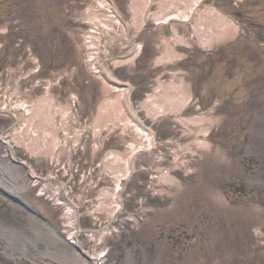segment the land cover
<instances>
[{
    "label": "rangeland",
    "instance_id": "rangeland-1",
    "mask_svg": "<svg viewBox=\"0 0 264 264\" xmlns=\"http://www.w3.org/2000/svg\"><path fill=\"white\" fill-rule=\"evenodd\" d=\"M104 1L115 5L108 11L121 20H109L110 30L91 18L96 11L107 13ZM128 1L0 0L1 111L16 109L18 129L28 117L22 119L23 109L29 115V103L47 90L58 130L51 155L27 149L37 144L38 134L18 129L8 143L34 173L65 187L80 209L77 238L89 257L107 252L102 264H264V0H207L209 10L216 7L240 23L239 31H229L232 38L212 41L208 51L193 36L189 40L190 27L173 30V23L182 24L177 18L153 19L189 10L192 19L201 0L189 6V0H173L176 10L183 8L180 14L175 8L165 11L172 0H134L130 7ZM134 11H142L141 19L136 28L126 27ZM93 34L100 35V51L89 59L85 45ZM141 44L136 61L118 64ZM177 55L178 60L170 58ZM98 64L105 75L90 69ZM100 76L117 88L131 85L132 105L126 107L152 131L148 150L142 133L128 124L113 127L112 117L103 119L96 111L103 98L117 99L119 93L107 91ZM156 79L167 88L157 90ZM169 85L191 90L188 107L166 114L178 104L161 100L163 111L151 117L159 108L151 97H161ZM196 117V124L185 122ZM9 125L0 115V138ZM27 130L41 129L32 120ZM202 139L208 147L195 146ZM135 146L142 150L129 161L127 182L119 171ZM3 148L0 141V263L94 264L71 247L65 208L41 195V185L14 166ZM166 172L173 184L162 182ZM119 186L121 203L111 217L117 207L111 192ZM45 187L47 194L56 190L52 181ZM2 191L24 202L15 203Z\"/></svg>",
    "mask_w": 264,
    "mask_h": 264
},
{
    "label": "bare ground",
    "instance_id": "bare-ground-1",
    "mask_svg": "<svg viewBox=\"0 0 264 264\" xmlns=\"http://www.w3.org/2000/svg\"><path fill=\"white\" fill-rule=\"evenodd\" d=\"M191 1H193V0H189L188 6H189V3ZM198 1H200V0H198ZM104 3L106 4V12L107 13L103 14L100 11H96V12H93L94 15H92L91 18H93V20L95 22L97 21V24L99 25L100 28L110 30L112 28V25L109 23V20H115V19L117 20L118 19L117 21H120V22H121V20H120V16L118 14H114V13L111 14L108 11V6L111 7V6H115V5H110V4L108 5V3L105 1H104ZM175 3H176V1H173V0H172V2H169V6L166 5L165 11H168L169 9H172V8H175V10H176L177 5H174ZM128 4H129V7H130V5L135 6L134 5L135 1L129 0ZM145 6L146 5H144L143 9L145 8ZM178 8H179V10H176V12H178L180 14V12L183 8L182 7H178ZM204 11L207 12L206 16H202V12H204ZM188 12L187 11L181 12L182 16L184 15L183 17L179 16L178 14L171 13V12L168 14H165L164 12H162L161 14H158L156 17L153 16V19H154V22L157 23V22H164V21H166L172 17L177 18V20H179L182 24L173 23L171 25V26H173V30L176 31L177 25L179 27H182V28H189L190 27L191 28V34H190L191 36H190L189 40L193 36L194 38L197 39L196 45H198L199 48L206 50V51L211 50L213 48V42L212 41H214V40L215 41L216 40L221 41L220 39L226 40V39L232 38L231 32L229 33L230 30L239 31V28H240L239 24L240 23H237L233 18L227 16L222 10H219L216 7L212 6V7H210V10H209V5H207L206 1L203 2L201 4V6L197 9V11L195 12V15L192 17V19L189 18L190 15L187 17ZM141 14H142V11H141L140 15H138V14L136 15L135 11L132 12V15L130 16L129 19H131L133 21L126 19V23H125L126 27L129 26V28H132V27L136 28L133 25L135 24V22L139 21V18L141 19ZM149 15H150V17L152 16V14L150 12H149ZM204 17H206L205 20H203ZM160 18H163V19H160ZM90 36L91 37L87 40L85 46H86V49L89 50L88 52L90 55L88 56V58L93 59L95 57V55L98 56L99 51H100V48H99L100 46L98 45V42L100 43V35L97 36V34H93ZM92 36H95V38H93ZM25 37H26V31H24L23 38H20V39L25 40ZM185 42H188V41L186 40ZM128 44H129L128 45V48H129L128 53H129L131 51V49H130L131 43L128 42ZM25 45H26V43H25ZM186 45H189V44L186 43ZM28 47H29V45H28ZM142 49L143 48H142V44H141V46H139V50L131 58H129L127 60L123 59V55L120 56L118 59L120 62L118 64L122 65L123 63H125V64L126 63H133L134 61H136L138 59V57H140ZM178 56L179 55L175 56L176 59H175V57H172V56H170V58L172 60H178L179 59ZM161 61H163V60H161ZM93 66L92 65L90 66V69L92 71H94L98 75H100L101 72L105 75V73L103 72L104 70L101 69L99 64H98V67L95 66L93 68ZM99 72H100V74H99ZM100 77L102 78V76H100ZM102 79L104 80L103 81L104 88H106L107 91H114V89H119V93H118L117 99L103 98L101 100V104H99V106L96 108V111L98 112V114H99V112H101L102 115L100 117L101 118L103 117V119L105 118L104 115H109L110 117H112V118L108 117V119H109L110 123L115 122L113 127H118L117 125H119V124H128V126H130V128L134 132L139 133V134L142 133L144 135V137H146V139H147V145H146L145 150H148L149 147L152 146V143H153V140H151V139H153V136H152L153 133H151L152 131L149 130L144 125L143 122H140L138 117H135L134 112L129 107H128L129 111H127V109H126V106L131 104L129 100L125 101V99H127L126 97L129 96V94H130L131 85H129V84L127 85V83H124L123 87L120 86V88H117V86L114 85L115 83H113V84L111 83L113 81L108 82L106 80L107 77H106V79L105 78H102ZM155 82L159 86V87H157V90H160L161 87L167 88V84H164V82H162L160 79H156ZM169 87H171V88L168 89V91L165 88L166 93H163L161 97H151V98H154L153 100L159 104V106H158L159 110L156 113H153L152 117H155V118L159 117L160 116L159 113H161V111H163V109L160 108L161 107L160 105L162 103L161 104L159 103V101H161V100L173 101L174 103L178 104L177 108H174L173 106L170 107L171 110H168V108H166L164 111L166 114L168 113V114L174 115V110H176L175 113H176V115H178L179 111L188 107L187 104H185V102H187L189 100V94H191V90H189V92L188 91L185 92V90H187V89H185L181 85H179V86L178 85H173V86L169 85ZM136 89H132V90L134 91ZM157 90L154 93V94H156V96L158 95ZM48 94H49V91L46 90V93L44 94V96H42V98L38 99L37 101H33V102L31 101V103H29L31 105V109L28 110L29 115H25L27 109H23L24 115L22 116V119H25L27 116L28 117L26 120L21 119L22 121H25V123H22V126L18 128L20 132L15 127L17 122H18L16 109H15V112L11 113L10 111L1 112V110H4V109L0 108V115H2V116L4 115L9 119L10 126L12 125L11 126V134L14 133L13 135H16L17 132H19L21 134L22 133H30L33 136L38 134L39 137L37 136L36 138H34V139H36L35 141H37V144L34 142H31L29 148H27L28 150H30V149H31L30 151L36 150L37 153H42V154L46 153L47 155L48 154L51 155L53 150H55L57 147V137L56 136H57L58 130L56 128L54 118H52L55 115V113H53L52 111L55 109H53L51 106L52 100L50 99ZM148 98H147V100H148ZM143 100L145 102L147 101L144 98H143ZM18 103H19L18 101H15V104H18ZM122 103L124 104L123 105L124 107H122V105H121ZM30 111H31V113H30ZM169 111L170 112L173 111V113L172 112L169 113ZM39 115H41V118H36V116H39ZM49 117H51V118H49ZM113 117H115V118H113ZM32 120H34L36 128L41 129V130H39V132L34 130L35 132L32 133V132H29L30 130H27V128L29 127ZM176 120H179V122H180L183 119L182 118H176ZM186 121L191 122L193 124H196L199 122L197 117H196V119H192V118L189 120L185 119V122ZM100 122L105 123L103 121H100ZM8 129L9 128H7L6 130L3 131V136H5L7 134V131H9ZM43 135H45V136L43 137ZM14 139H15V137H13L11 139L9 138V140H14ZM38 143H40V144H38ZM194 143H195V146L198 148L208 147V145L204 141V139H202L201 141L197 140ZM136 147L137 146L134 147L135 149L132 148L128 152V153H130L129 156L127 153L125 155V158L123 159V163L125 164L124 166H126L127 169L125 167V170L122 169L119 171L120 176L123 178L124 181L127 180V182L130 181L132 167H133V165L129 161L133 157L136 158L135 155H137L138 152L142 150L141 148L136 149ZM9 153H10L9 161L14 166H17V167L23 169L25 171L26 175H27V173H26V171H27L31 175L32 178L35 177V182L41 185V189H42L41 195H46L53 204H58L61 207L65 208V211L63 213V218H64L63 224L65 225L64 231L68 236V241H70L69 243H70L71 247L78 253V255H80L79 256L80 258H81V256L85 258L86 256L84 255V253H82L83 247L81 248V245L78 244V242L74 241V238H73L75 232L79 233V230H80L79 229L80 226L77 224V216H76L77 215L76 213L78 211L79 218H80L79 206L72 199L71 200L73 201L72 202L73 204L69 205V203L67 201L68 199L66 197H64V196H66L65 189L60 183L55 182L56 190L50 194L49 193L47 194L45 192V188H46L45 186L47 184V181H49V179L51 177L50 176L44 177L42 175L36 174L31 169L27 170L23 164H19L17 162L13 163V161H14L13 156L15 155V157H16L17 153L15 152V150L9 151ZM127 156H128V159L126 160ZM115 158H116V156H115ZM109 166L112 168V164H110ZM129 169H130V171H129ZM35 175H37V176H35ZM167 175H168V172H166V174H163V176H161L162 182L166 183L168 181L169 183L173 184L174 181L170 182L168 180L169 176H167ZM192 178L193 177L191 176L190 179H192ZM4 180H5L4 178H1V182ZM4 183H5V185L7 184V182H5V181H4ZM61 189L63 190L62 192H61ZM115 189L116 188L113 189V191L111 192V195L114 198L113 199L114 202L117 203V205H116L117 207L115 208V206H114V208H112V211L110 213L111 217H112V215L114 217L116 210L117 211L119 210L118 202L121 200L120 195H118L119 194L118 190H120V186L118 187V189H116V190ZM5 192L6 191H2L1 193H5ZM7 193L9 194V198H10L9 192H6L5 195H7ZM67 196H68V194H67ZM112 197L110 199H112ZM69 199H70V197H69ZM102 202H103V200L100 202L101 206H102ZM6 209H8V207ZM71 227H72V229H70ZM100 252H103V251L97 252L94 256L92 255L90 257L89 256H87V257L90 258L91 261H94L93 262L94 264H97L96 258H97L98 253H100Z\"/></svg>",
    "mask_w": 264,
    "mask_h": 264
}]
</instances>
